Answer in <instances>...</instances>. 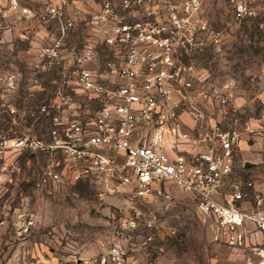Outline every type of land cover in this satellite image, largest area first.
I'll use <instances>...</instances> for the list:
<instances>
[{"label":"built area","instance_id":"built-area-1","mask_svg":"<svg viewBox=\"0 0 264 264\" xmlns=\"http://www.w3.org/2000/svg\"><path fill=\"white\" fill-rule=\"evenodd\" d=\"M152 1L104 0L98 9L88 10L87 19L84 9L68 0H47L37 8L23 0H8L5 7L0 2V30L10 19L16 23L24 18L55 30L51 42L36 49L34 67L58 74L54 97L28 114L30 125L18 136L0 138V161L11 151L18 156L40 152L46 161L37 185L47 197L69 182H86L99 200L125 201V216L106 252L92 261L78 257L73 264H132L131 255L147 250L161 233L156 212L140 205L149 202L155 185L163 181L192 194L201 222L215 219L230 243L250 230L264 236L263 200L256 195L254 207H241L252 183H242L234 171L239 143L253 129L240 124L230 93L218 97L215 116L199 107L191 94L195 68L178 58L196 45L194 35L183 33L180 24L206 27L175 14L169 25L159 19H125V11ZM253 1L233 0L238 23L256 15ZM185 5L188 12L197 10L200 0H187ZM79 24L88 32V44L70 47L71 33ZM32 35L25 29L19 39L27 41ZM97 42L109 51L102 67L91 66L98 59ZM78 90L95 102L90 115L70 111L68 92ZM8 111L26 113L16 107ZM258 120L264 124V112ZM44 121L49 123L46 136H38L33 126ZM226 186L230 194L222 201Z\"/></svg>","mask_w":264,"mask_h":264},{"label":"rangeland","instance_id":"rangeland-1","mask_svg":"<svg viewBox=\"0 0 264 264\" xmlns=\"http://www.w3.org/2000/svg\"><path fill=\"white\" fill-rule=\"evenodd\" d=\"M7 1L0 0L1 4ZM23 1L37 8L46 0ZM68 1L84 9L86 19L88 10H93L81 6L84 0ZM103 1L95 0L100 4ZM186 1L153 0L123 14L128 21L159 19L168 25L175 14L183 21L189 19L205 25V30H197L180 24L183 33L194 35L196 45L189 54L180 52L178 58L195 68L197 79L194 77L191 94L199 107L214 115L218 97L230 93L240 124L253 129L239 143L234 168L235 177L242 183H252L241 201V207L251 209L256 195L261 196L264 204V124L258 120L264 112V0H254L251 5L256 15L241 23L234 19L233 0H200L199 9L189 12ZM37 22L49 30L48 41L40 45L46 46L56 32L51 26ZM14 27L7 21L0 30V138L18 136L30 125L28 114L40 102L54 97L53 81L58 75L56 70L41 73L34 67L36 56L32 57L29 42L36 32L26 26L23 30L28 29L33 35L21 41L19 34L23 30L15 32ZM84 28L79 24L74 30L70 47L87 46L85 38L89 35ZM213 34L216 41L210 39ZM95 49L98 59L94 67H102L109 51L101 42L95 43ZM68 95L71 112L86 116L96 107L79 90L69 91ZM9 107L26 113L9 114ZM48 128L47 121L38 122L33 132L46 136ZM45 161L40 152L18 156L15 151L6 153L0 161V168L7 167L0 172V264H73L78 257L92 261L106 252L118 221L125 216L122 197L99 200L86 182H69L60 193L47 197L43 187L37 185ZM229 194L230 188L226 186L220 199L226 201ZM195 203L192 194L172 182L157 183L149 202L140 206L156 212L161 233L155 235L147 250L133 253L129 261L134 260L132 264H264L263 235L250 230L243 239L230 243L215 219L201 222Z\"/></svg>","mask_w":264,"mask_h":264},{"label":"crops","instance_id":"crops-1","mask_svg":"<svg viewBox=\"0 0 264 264\" xmlns=\"http://www.w3.org/2000/svg\"><path fill=\"white\" fill-rule=\"evenodd\" d=\"M2 4H4V3H2ZM81 6L84 7L85 9L91 7V9L96 10V9L99 8L100 2H95V0H89V1L84 0V1H82ZM82 20H83V18H82ZM9 22H11L13 25H15V27L13 28L15 30V32H18V30L22 31L24 28H27L26 26H28L29 28H31L33 31L36 32V36L33 38L32 41L29 42V45H30L29 49L31 51V55L35 59L36 49L40 45H42L41 43H44L46 41V38H48L47 37V35L49 33L48 28L44 27V25L39 24L35 19H26V18H24V19L20 20V22L18 24L13 23V21H11V19L9 20ZM81 23H83V21ZM72 33H71V35H72ZM88 38H90V37H88ZM91 66L94 67V64H91ZM241 142L242 141H240V144H241ZM240 149H242V146H240Z\"/></svg>","mask_w":264,"mask_h":264}]
</instances>
